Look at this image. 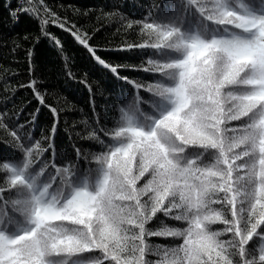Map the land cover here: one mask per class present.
Returning <instances> with one entry per match:
<instances>
[{
  "label": "trees",
  "instance_id": "1",
  "mask_svg": "<svg viewBox=\"0 0 264 264\" xmlns=\"http://www.w3.org/2000/svg\"><path fill=\"white\" fill-rule=\"evenodd\" d=\"M0 264H264V0H0Z\"/></svg>",
  "mask_w": 264,
  "mask_h": 264
}]
</instances>
